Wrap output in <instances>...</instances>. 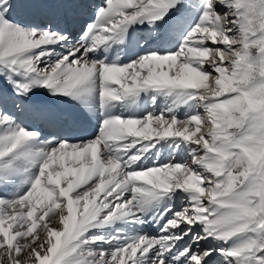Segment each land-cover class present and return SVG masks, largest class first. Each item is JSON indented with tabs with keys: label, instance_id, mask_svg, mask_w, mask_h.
<instances>
[{
	"label": "snow or ice",
	"instance_id": "obj_1",
	"mask_svg": "<svg viewBox=\"0 0 264 264\" xmlns=\"http://www.w3.org/2000/svg\"><path fill=\"white\" fill-rule=\"evenodd\" d=\"M0 264H264V0H0Z\"/></svg>",
	"mask_w": 264,
	"mask_h": 264
}]
</instances>
